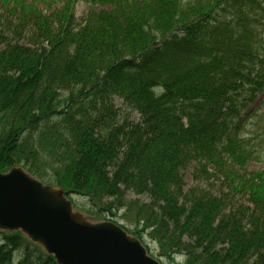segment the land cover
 I'll use <instances>...</instances> for the list:
<instances>
[{"label":"trees","instance_id":"16d2710c","mask_svg":"<svg viewBox=\"0 0 264 264\" xmlns=\"http://www.w3.org/2000/svg\"><path fill=\"white\" fill-rule=\"evenodd\" d=\"M73 1L81 21L71 1L44 14L0 0V173L123 211L159 258L264 264V170L241 134L264 90L262 0ZM0 234V264H56Z\"/></svg>","mask_w":264,"mask_h":264},{"label":"water","instance_id":"95a60500","mask_svg":"<svg viewBox=\"0 0 264 264\" xmlns=\"http://www.w3.org/2000/svg\"><path fill=\"white\" fill-rule=\"evenodd\" d=\"M0 230L19 231L56 264H158L138 240L111 223L87 221L61 190L19 168L0 174Z\"/></svg>","mask_w":264,"mask_h":264},{"label":"rangeland","instance_id":"374dc122","mask_svg":"<svg viewBox=\"0 0 264 264\" xmlns=\"http://www.w3.org/2000/svg\"><path fill=\"white\" fill-rule=\"evenodd\" d=\"M67 1H71L70 8H72V18L73 21H81L83 14L86 12L87 7L85 4H83L81 1L74 2L73 0H24L25 5H32L35 6L39 11H42L44 14L52 13L53 11L61 10L65 4H67ZM261 1V0H260ZM264 1V0H262ZM46 3H50V7H45ZM260 101V97H258ZM256 107L254 104L250 105L248 107V110L243 111V117L245 118L250 114L252 110H254ZM250 111L249 113H247ZM256 112V111H253ZM260 112L258 111V114ZM256 123V124H255ZM254 126L258 131H254ZM246 138L252 140L255 143V149L257 153L260 155V162H254L251 163L248 166L249 170H255L259 168H264V119H256L254 121V124L252 127L246 128ZM210 171V170H209ZM211 172V171H210ZM218 173H224L223 170H221ZM186 185L187 187H190L192 185L198 184V181L194 183L192 178V172L187 173L185 176ZM221 181H210L209 183H205V187L212 191V193H218L220 194L222 191H224L223 187L225 184L224 177L221 175ZM45 185H50L48 183H44ZM222 185V186H221ZM219 191V192H218ZM127 199H133V196L130 194L126 195ZM72 203L74 204L73 212L80 213L83 218H85L89 222H107L111 224H118L123 227H127L128 223L126 219H123V211H119L116 213V217H111L109 214L104 213L100 211L99 209H94L92 203L87 200L84 197H78V196H71L70 197ZM69 200V199H68ZM230 201V200H227ZM243 202V201H241ZM99 211L102 213V215L99 213ZM132 229V228H131ZM132 236V235H131ZM134 239L138 240L140 244L143 246V248H146L147 253L149 256L158 262V264H183L182 258L174 259L173 261H169L167 259L159 258L158 257V251L156 245L149 239L146 235H139V238L134 237ZM0 241H1V234H0ZM14 258H17L16 254H13Z\"/></svg>","mask_w":264,"mask_h":264}]
</instances>
